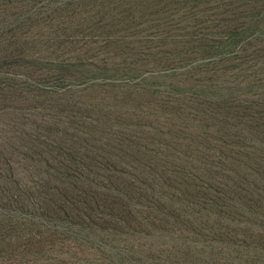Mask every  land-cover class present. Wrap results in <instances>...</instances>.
Listing matches in <instances>:
<instances>
[{
	"label": "rangeland",
	"instance_id": "1",
	"mask_svg": "<svg viewBox=\"0 0 264 264\" xmlns=\"http://www.w3.org/2000/svg\"><path fill=\"white\" fill-rule=\"evenodd\" d=\"M0 264H264V0H0Z\"/></svg>",
	"mask_w": 264,
	"mask_h": 264
}]
</instances>
